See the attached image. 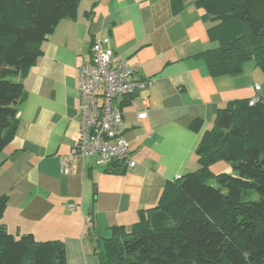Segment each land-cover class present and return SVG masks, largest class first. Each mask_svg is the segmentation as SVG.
I'll list each match as a JSON object with an SVG mask.
<instances>
[{
    "label": "crops",
    "instance_id": "obj_1",
    "mask_svg": "<svg viewBox=\"0 0 264 264\" xmlns=\"http://www.w3.org/2000/svg\"><path fill=\"white\" fill-rule=\"evenodd\" d=\"M182 2L175 13L170 0H80L76 16L60 20L40 45L22 80L16 133L0 152V196L6 197L0 223L14 238L58 241L65 264H99L112 228L131 230L166 182L198 170L195 150L217 111L259 97L256 84L209 76L201 55L218 47L208 32L214 24L193 0ZM94 38H107L115 54L151 81L120 99L135 163L122 174L106 172L95 157L70 158L80 120L77 69L89 64ZM219 163L213 174L231 173L224 162L210 170Z\"/></svg>",
    "mask_w": 264,
    "mask_h": 264
},
{
    "label": "trees",
    "instance_id": "obj_2",
    "mask_svg": "<svg viewBox=\"0 0 264 264\" xmlns=\"http://www.w3.org/2000/svg\"><path fill=\"white\" fill-rule=\"evenodd\" d=\"M176 13L182 0H170ZM80 0H0V152L17 130L22 80L57 23L76 16ZM214 25L218 47L204 52L210 77H238L246 61L264 71V0H193ZM236 100L216 113L195 155L198 170L165 183L156 205L132 229H111L99 264H264V97ZM224 162L231 173L213 174ZM123 164L106 172L124 173ZM213 180V185L208 184ZM243 190L256 201L243 202ZM6 197L0 196V218ZM0 264H65L58 241L14 238L0 223Z\"/></svg>",
    "mask_w": 264,
    "mask_h": 264
},
{
    "label": "built area",
    "instance_id": "obj_3",
    "mask_svg": "<svg viewBox=\"0 0 264 264\" xmlns=\"http://www.w3.org/2000/svg\"><path fill=\"white\" fill-rule=\"evenodd\" d=\"M77 71L80 120L78 140L70 158L95 157L98 165L107 168L116 163L123 164L125 170L134 168L124 137L120 99L145 90L151 81L141 78L123 56L115 54L107 38L93 39L90 62L81 64ZM254 90L258 92L260 88L256 86ZM258 100L257 96L249 99L248 106H254ZM145 116V113L138 114L139 119ZM69 170L68 161H63L61 171ZM69 209H74V205H69Z\"/></svg>",
    "mask_w": 264,
    "mask_h": 264
},
{
    "label": "rangeland",
    "instance_id": "obj_4",
    "mask_svg": "<svg viewBox=\"0 0 264 264\" xmlns=\"http://www.w3.org/2000/svg\"><path fill=\"white\" fill-rule=\"evenodd\" d=\"M242 73L239 77L240 81L244 82H251L252 84H256L262 88V91L259 97H264V71L261 68L257 67L254 61H246L242 65ZM222 163L218 165H214L211 171L218 172L221 167ZM213 180H211L208 184L213 185ZM241 199L243 202L246 201H256L258 200V195L254 190H243L241 193Z\"/></svg>",
    "mask_w": 264,
    "mask_h": 264
}]
</instances>
